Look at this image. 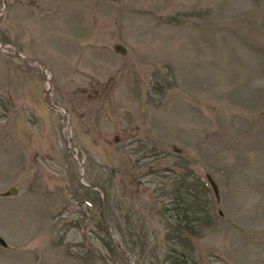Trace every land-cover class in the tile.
Returning a JSON list of instances; mask_svg holds the SVG:
<instances>
[{"label":"rangeland","instance_id":"obj_1","mask_svg":"<svg viewBox=\"0 0 264 264\" xmlns=\"http://www.w3.org/2000/svg\"><path fill=\"white\" fill-rule=\"evenodd\" d=\"M0 236V264H264V0H7Z\"/></svg>","mask_w":264,"mask_h":264},{"label":"water","instance_id":"obj_2","mask_svg":"<svg viewBox=\"0 0 264 264\" xmlns=\"http://www.w3.org/2000/svg\"><path fill=\"white\" fill-rule=\"evenodd\" d=\"M6 4H7V0H3V7L0 9V12H3L6 8ZM113 49L115 50V52L117 53H125L126 51V48L120 44V43H115L113 45ZM17 52V51H16ZM28 60L32 61V62H36L38 65L42 66L44 68V71L45 73L48 72V69H47V66L41 62V61H38V60H35L33 58H28ZM46 79L49 81L50 77L47 76ZM50 89V88H49ZM49 89L46 91V93L48 94L49 93ZM207 179H208V182L210 184V186L212 187L213 191L215 192V194L217 195V186H216V183L214 182V180L209 176L207 175ZM18 192V189L14 186H11L9 187L7 190H5L2 195H13L15 193ZM102 201V199L100 200ZM100 216L103 218L104 220V224H105V227H106V230L108 231L109 233V236H110V239L112 240V242L114 243V245L116 246V248L121 251V252H124L121 244L115 239V236H114V233L112 231V229L110 228V226L108 225L106 219H104V216H103V213H102V210H100ZM0 244L3 245V246H6V241L0 236ZM126 259H128V256H126ZM132 264V263H131Z\"/></svg>","mask_w":264,"mask_h":264},{"label":"trees","instance_id":"obj_3","mask_svg":"<svg viewBox=\"0 0 264 264\" xmlns=\"http://www.w3.org/2000/svg\"><path fill=\"white\" fill-rule=\"evenodd\" d=\"M105 217V216H104ZM103 223V222H102ZM102 223H101V225H102ZM110 242L113 244V242L110 240ZM116 248V247H115Z\"/></svg>","mask_w":264,"mask_h":264}]
</instances>
